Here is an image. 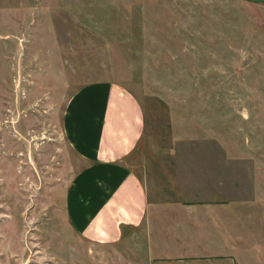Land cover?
Listing matches in <instances>:
<instances>
[{
	"label": "rangeland",
	"instance_id": "1",
	"mask_svg": "<svg viewBox=\"0 0 264 264\" xmlns=\"http://www.w3.org/2000/svg\"><path fill=\"white\" fill-rule=\"evenodd\" d=\"M96 81L142 104L136 170L149 188L175 198L183 164L184 198L203 186L220 203L207 212L264 231V4L0 0V264H154L142 232L92 243L64 216L83 163L62 117Z\"/></svg>",
	"mask_w": 264,
	"mask_h": 264
},
{
	"label": "crops",
	"instance_id": "2",
	"mask_svg": "<svg viewBox=\"0 0 264 264\" xmlns=\"http://www.w3.org/2000/svg\"><path fill=\"white\" fill-rule=\"evenodd\" d=\"M62 130L83 163L62 200L67 224L83 239L115 244L140 231L154 264H264V231L242 233L232 227L237 215L207 212L220 203L206 198L203 186L184 198L183 164L173 177L175 198L138 174L145 115L128 88L110 81L80 86L67 101Z\"/></svg>",
	"mask_w": 264,
	"mask_h": 264
}]
</instances>
